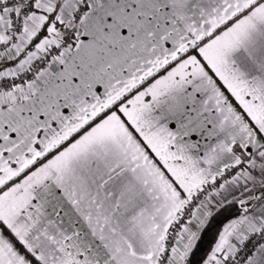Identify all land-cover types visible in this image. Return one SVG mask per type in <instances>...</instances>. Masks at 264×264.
Instances as JSON below:
<instances>
[{"label":"snow or ice","instance_id":"obj_1","mask_svg":"<svg viewBox=\"0 0 264 264\" xmlns=\"http://www.w3.org/2000/svg\"><path fill=\"white\" fill-rule=\"evenodd\" d=\"M0 264H264V0H0Z\"/></svg>","mask_w":264,"mask_h":264}]
</instances>
